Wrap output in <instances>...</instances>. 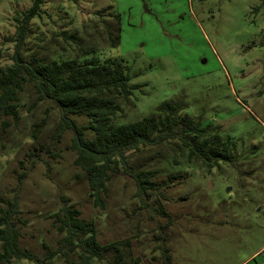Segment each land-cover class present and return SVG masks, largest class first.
I'll return each mask as SVG.
<instances>
[{
    "label": "rangeland",
    "instance_id": "rangeland-1",
    "mask_svg": "<svg viewBox=\"0 0 264 264\" xmlns=\"http://www.w3.org/2000/svg\"><path fill=\"white\" fill-rule=\"evenodd\" d=\"M32 3L0 0V67L12 64L15 17ZM43 8L28 39L39 55L75 50L64 32L100 38V11L120 17V43L99 49L102 58L123 59L138 85L130 102L122 101L117 124L157 116L161 104L183 100V114L231 140L232 158L213 168L188 163L178 140L130 152L135 168L156 172V189L139 195L120 169L105 208L96 207L76 175V153L68 148L73 132L54 137L59 107L33 106L32 96L0 140V195L12 198L19 174L28 171L19 192L20 245L39 257L57 248L62 235L52 216L68 199L94 222L102 244L123 242L118 264H264V0H46ZM44 118L38 140L45 148L31 139L33 124ZM44 264L79 262L55 256ZM92 264L116 263L108 257Z\"/></svg>",
    "mask_w": 264,
    "mask_h": 264
},
{
    "label": "trees",
    "instance_id": "trees-1",
    "mask_svg": "<svg viewBox=\"0 0 264 264\" xmlns=\"http://www.w3.org/2000/svg\"><path fill=\"white\" fill-rule=\"evenodd\" d=\"M46 0H33L29 8L15 17L16 30L11 41L15 43L12 64L0 67V140L9 131L12 122L21 118L20 107L34 96L31 104L37 106L45 101L56 104L60 119L54 137L60 140L66 130L73 136L70 149L75 151L74 164L88 184L89 196L96 207L105 208L114 173L123 169L134 178L139 195L150 196L156 189L154 170L137 169L129 160V153L146 147H155L178 140L185 152L186 162L201 160L209 168L220 161H230L231 140L202 126V119L183 114V100L168 101L157 108V116L139 121L117 124L116 117L124 116L122 101L130 102L134 89L130 66L117 58H102L99 49L103 42L109 47L121 41V19L112 11L98 12L103 27L100 38L81 36L78 31L68 34L74 48L62 54H37L28 48V39L33 33L32 20L44 12ZM110 9V7H109ZM98 30V24L95 25ZM101 40V43H100ZM66 52V53H65ZM73 116H83L87 123L79 124ZM31 139L39 142L40 133L47 125V118L33 124ZM45 148L46 144L40 143ZM36 155V154H34ZM178 163V162H177ZM28 171L19 174V184L12 198L0 195V264L13 259H28L44 264L61 256L66 261L77 257L79 264H92L111 257L114 263L122 260L121 241L102 244L92 221L81 216L75 203L64 199L55 212L53 224L62 235L59 246L49 250L44 257L23 248L19 243L21 214L19 192ZM173 175L172 178H177ZM162 214L169 217L166 209Z\"/></svg>",
    "mask_w": 264,
    "mask_h": 264
}]
</instances>
